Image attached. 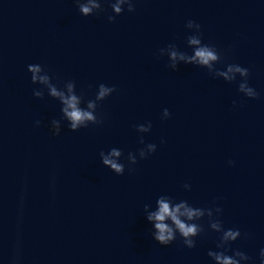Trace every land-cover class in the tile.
Instances as JSON below:
<instances>
[{
  "label": "water",
  "instance_id": "obj_1",
  "mask_svg": "<svg viewBox=\"0 0 264 264\" xmlns=\"http://www.w3.org/2000/svg\"><path fill=\"white\" fill-rule=\"evenodd\" d=\"M93 2L85 16L89 0H0V264H261L264 0ZM205 46L210 65L193 60ZM101 84L116 91L97 99ZM50 86L95 121L72 129ZM160 200L203 211L180 217L195 248L170 218L172 244L155 240Z\"/></svg>",
  "mask_w": 264,
  "mask_h": 264
},
{
  "label": "clouds",
  "instance_id": "obj_2",
  "mask_svg": "<svg viewBox=\"0 0 264 264\" xmlns=\"http://www.w3.org/2000/svg\"><path fill=\"white\" fill-rule=\"evenodd\" d=\"M99 7H100V5L94 3L93 0H89V4H80L79 5L80 11L83 12L85 14V16H87L92 11V8H99ZM112 7L115 9V11L117 13L121 12V8H120L119 4L112 5ZM128 11L129 12L135 11V7L133 5L132 0H129ZM114 19H115L114 17H109L110 21H114ZM193 25L200 28V25L195 23L194 21H189L186 26L191 27ZM190 42L193 44H198L199 40L196 38H191ZM175 56H176V54L172 53L173 59H175ZM216 59H217V56L214 53V51L207 46L197 49L195 52V57H193V60H198V62L200 64H203V65H210V62L215 61ZM29 70L32 73H37V72H39L40 69H39V67H35V66L30 65ZM228 70L232 71L233 70L232 66H230ZM235 71L239 72L244 77H249V71L246 68H243V67L237 65V66H235ZM224 75H225L226 79H234L232 77H228L227 73H224ZM36 79H37V77L35 75H33L32 81L35 82ZM40 80L42 82H46L47 77H40ZM73 87H74L73 83L68 84V92L69 93H72ZM113 91H116V89L114 87L109 88V87L105 86L104 84H101L99 86V94L97 96V99L102 100L105 96H107L110 92H113ZM239 91L245 93V96H247L251 99H257L258 98L257 92L248 85L247 79L243 83H240ZM51 94L53 96H59L63 100L64 105H66V107H64V109H63V112L71 121L70 127L72 129L78 128V126H80L85 121H95L96 118L92 115V113H90L88 111H84L77 106L79 103V100H78L76 95L72 94L69 96H65L62 92H58L56 87H51ZM34 95L39 96L40 93L34 91ZM94 106H95L94 103L90 102L88 104L89 108H92ZM168 112L169 111L167 109H165L164 115L167 116ZM54 123L57 124V129L54 132L56 135H59L60 132H59V128H58V122L54 121ZM37 125H39V122H37ZM140 127H141V130H145L142 125ZM148 147H149V149H151L155 153L156 146L154 144H149ZM101 155L103 157V163L105 165L110 166L117 173H120L123 171V167L120 164L116 163L113 159L109 158L108 156H104L103 153H101ZM142 155H143V153H142ZM111 156L118 157V156H120V152L113 150L111 152ZM229 163L231 164L232 162L230 161ZM182 209H183V211H182ZM216 210L219 212H222V209L217 208ZM201 215H203V211L199 208H190V207H187L184 203H181L173 209L172 207H170L169 203L165 202L164 200H160L158 212L150 213L148 216V219L150 221L156 222L155 228L158 230V234H156L154 238L156 241L159 242L160 245L169 246L172 244V241L174 240L173 229L168 227V225L165 223V220L167 218H170L174 222L176 227L179 229L182 236L185 238L184 239L185 245L189 249H192V248H195L196 245H195V242L191 239H188V237H191V236H194L197 234V231H198L197 225L186 224V223L182 222L180 217L186 216L189 220H191L193 217H198ZM212 227L217 228V230L219 231L217 224H213ZM238 236H241V233L239 230L229 229V230L224 231V233H223V239L224 240L231 239V240L235 241ZM208 255L210 257L214 258L218 262V264H238L237 260L230 258L228 255L225 254L224 251H221V252L210 251L208 253ZM235 255L236 256H242L248 260L250 259L247 255H245L244 253L239 252V251H237L235 253ZM260 258H261V264H264V250L261 251Z\"/></svg>",
  "mask_w": 264,
  "mask_h": 264
}]
</instances>
